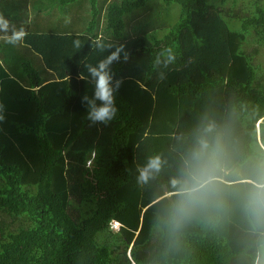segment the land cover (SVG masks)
<instances>
[{
    "label": "trees",
    "instance_id": "1",
    "mask_svg": "<svg viewBox=\"0 0 264 264\" xmlns=\"http://www.w3.org/2000/svg\"><path fill=\"white\" fill-rule=\"evenodd\" d=\"M73 2L88 12L77 27L31 24V12L53 17ZM172 3L180 18L157 36ZM0 17L10 26L0 30V264L260 258L264 226L231 189L175 217L170 182L192 133L209 123L234 134L241 164L264 152V67L255 58L264 0H0ZM13 27L26 35L9 44ZM121 46L111 65L122 80L117 115L92 124L81 103L94 92L87 67ZM169 49L175 59L165 65ZM153 156L160 171L138 182Z\"/></svg>",
    "mask_w": 264,
    "mask_h": 264
},
{
    "label": "clouds",
    "instance_id": "2",
    "mask_svg": "<svg viewBox=\"0 0 264 264\" xmlns=\"http://www.w3.org/2000/svg\"><path fill=\"white\" fill-rule=\"evenodd\" d=\"M9 27V22L0 17V30L7 32ZM25 35L23 28L16 31L13 27L6 42L16 44ZM74 45L79 48L80 42L74 41ZM97 47L101 51L105 49L102 44ZM123 51V46L118 47L97 65L87 67L94 92L91 97L84 95L81 103L87 109V119L92 124L106 125L117 115L115 93L122 80L114 77L111 65L121 59ZM123 58L127 59V53ZM174 59L169 49L165 65ZM239 155V142L230 130L209 123L194 131L182 155L178 174L170 182L176 197L172 206L174 216L186 217L196 209L218 204L226 189H231L232 194L238 196L245 213L258 226H264V152L246 159L243 164L239 162ZM161 164L159 156L150 157L138 169V182L148 183L160 171ZM111 225L118 227L119 223L112 220Z\"/></svg>",
    "mask_w": 264,
    "mask_h": 264
},
{
    "label": "crops",
    "instance_id": "3",
    "mask_svg": "<svg viewBox=\"0 0 264 264\" xmlns=\"http://www.w3.org/2000/svg\"><path fill=\"white\" fill-rule=\"evenodd\" d=\"M57 13H58V16L54 15L53 17H48L44 13H40L36 15L34 12H31L30 14L31 24L34 22H38L39 25H44L48 21H51V20L54 21L56 19V20H61V22L64 25H67V26L73 25V27L75 28L77 27V25L82 24V23H79L78 21L79 16L84 17L85 20H87L88 18V12L83 11L81 5H79L77 2H73V4L69 7L61 8L60 10L57 11ZM39 15H41V17H38ZM82 28H79V29H82ZM258 260L259 258L256 259L254 264H256Z\"/></svg>",
    "mask_w": 264,
    "mask_h": 264
},
{
    "label": "rangeland",
    "instance_id": "4",
    "mask_svg": "<svg viewBox=\"0 0 264 264\" xmlns=\"http://www.w3.org/2000/svg\"><path fill=\"white\" fill-rule=\"evenodd\" d=\"M85 8L89 9V4L86 5ZM56 9L58 10L59 7L55 8V12L56 13L53 14V15L58 16V13H57ZM168 9H169V15H168V18L166 17V22H168V25L164 29L157 28L158 29V31L156 32L157 36H163L166 32H168L167 30L170 29V27H168V26H170L171 24H174L175 22H177L179 20V18H180V15H181V7H180V5H178L176 3H172L170 5V7H168ZM63 16H65V15H63ZM38 17H41V15H39ZM154 18L157 20L158 18H161V17L158 16V17H154ZM236 25H238V23H236ZM255 47H257L255 44L250 43L249 45H247L246 50L247 51H252V49L255 48ZM255 58H256V61L261 62L263 67H264V47H260V50L257 53ZM261 250H264V248L261 249ZM256 264H264V251L261 252V256H260V258H259V260H258V262Z\"/></svg>",
    "mask_w": 264,
    "mask_h": 264
},
{
    "label": "water",
    "instance_id": "5",
    "mask_svg": "<svg viewBox=\"0 0 264 264\" xmlns=\"http://www.w3.org/2000/svg\"><path fill=\"white\" fill-rule=\"evenodd\" d=\"M167 195H169V194H167Z\"/></svg>",
    "mask_w": 264,
    "mask_h": 264
}]
</instances>
